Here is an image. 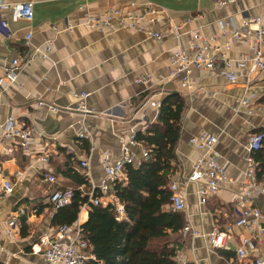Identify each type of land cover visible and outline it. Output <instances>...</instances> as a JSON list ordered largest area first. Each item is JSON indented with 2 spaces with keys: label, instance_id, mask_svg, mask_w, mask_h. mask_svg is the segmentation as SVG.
Listing matches in <instances>:
<instances>
[{
  "label": "crops",
  "instance_id": "1",
  "mask_svg": "<svg viewBox=\"0 0 264 264\" xmlns=\"http://www.w3.org/2000/svg\"><path fill=\"white\" fill-rule=\"evenodd\" d=\"M2 1L32 2L34 18L16 22L10 12H0V21L9 23L11 33L7 37L0 32V78L14 59L30 50L41 54L19 70L16 82L6 81L0 90V264H43L42 253H36L33 246L42 247V239L59 227L53 224L57 209L48 198L53 190L74 189L65 173L73 170L87 175L90 187L99 184L105 163L121 157L122 143L133 133H146L147 126L158 121L159 110L150 101L163 103L171 95H178L185 104L172 182L186 189L187 209L182 213L186 225L199 232L197 237L182 233L180 251L187 264H250L236 256L241 238L251 237L249 231L233 227L230 250L214 249L208 239L216 229L225 231L235 223V199L246 180L247 140L264 129V117L247 115L245 107L239 113L233 108L246 97L264 105V71L252 74L247 67L239 69L233 63L232 70L239 73L233 84L218 72L193 70L187 87L180 77H169V64L173 53L189 51L192 42L201 45V39L220 37L223 24L231 18L261 17L264 23V0H237L225 7L217 0ZM147 3L156 14L135 21V27H121L119 19L112 29L88 26L89 17L103 18L111 7L128 20L144 11ZM186 21L189 23L184 24ZM172 25L183 26L178 34L154 37ZM29 34L32 39L27 47ZM218 42L221 46L225 39ZM47 47L50 52L44 58ZM247 50L237 44L227 57L236 61ZM142 78L150 82L139 83ZM82 93L87 95L83 103L92 111L87 116L76 110ZM51 106L58 111L50 110ZM10 117L33 130L30 149L19 147L11 158L3 154L7 144L1 142ZM84 128L89 131L88 139L80 138ZM201 135L217 137L219 161L232 179L205 205L200 203L197 185L185 187L194 165L204 156L191 143ZM135 152L141 157V148ZM44 155L49 162L42 161ZM83 160L89 162V169L81 167ZM45 173L54 175L56 184L46 182ZM5 179L13 183V191L7 195L1 189ZM251 201L264 211V194L252 193ZM89 210H81L78 220L82 224L88 220ZM12 218L15 226L10 228ZM248 250L258 256L264 247L252 239ZM225 252L235 257H227Z\"/></svg>",
  "mask_w": 264,
  "mask_h": 264
},
{
  "label": "built area",
  "instance_id": "2",
  "mask_svg": "<svg viewBox=\"0 0 264 264\" xmlns=\"http://www.w3.org/2000/svg\"><path fill=\"white\" fill-rule=\"evenodd\" d=\"M220 7H225L235 3L237 0H217ZM148 7L141 11L139 15H132L128 20L122 19L120 10L114 7L109 8L106 15L101 17L91 16L88 18V26L93 29L114 28L116 19H119L121 27H135V21L143 20L147 15H155L156 9L151 3H147ZM10 12L13 21H32L34 18V5L32 2L7 4L0 0V12ZM189 23L186 21L184 24ZM183 24V25H184ZM183 25H172L162 33H155L154 37L161 39L170 34H178ZM0 32L10 37L9 23L0 21ZM224 38L225 43L219 45L218 39ZM32 34L26 37L25 45L29 47ZM201 45L195 42L191 43L189 51L179 49L170 57L169 77H180L183 85L190 87L191 73L193 70L207 71L210 73L218 72L230 83H237L239 73L232 70L233 63H236L239 69L247 67L249 73H257L264 71V23L261 17H245L231 18L222 26L221 36L208 40H200ZM243 44L247 47V53H241L236 61L229 59L227 53L230 52L237 44ZM50 52L47 47L44 58ZM41 54L39 50H30L24 55L14 59L6 68L5 76L0 78V90L4 82L14 83L17 81L19 70L24 65H29ZM139 83H149L150 79L142 78ZM2 91H0V94ZM80 103L76 110L87 116L92 111L83 103L87 95L80 94ZM150 105L156 109H160L162 103L155 100L150 101ZM240 107L247 109V115H260L264 117V105H258L251 98H242L238 101V106L234 107L235 113H239ZM53 112L58 111L54 106L49 107ZM148 127V126H147ZM147 130V129H146ZM33 130L25 123L19 121L16 117L7 119L3 126V135L1 142L7 144L3 154L7 157H13L18 148L29 150L32 141ZM90 138L89 131L84 128L80 133L81 139ZM264 141V133L251 134L247 140V158L246 180L240 186V190L235 199V211L237 214L234 225H229L225 231L216 229L209 236V244L214 249L230 250L231 241L234 240L233 227L247 230L251 233V237L243 236L241 244L236 249V256L240 261H246L250 264H264V251L258 256H253L248 250L251 240H258L264 247V211L254 206L251 201L252 193L264 194V187L257 180V163L254 154L259 152ZM191 143L204 152L203 158L197 162L190 176L186 179L185 187L191 183L197 185L198 197L202 205L207 204L208 199L212 195L219 193L226 184L231 183L232 179L227 173L226 166L219 161V154L215 149L217 137L212 135H201L191 139ZM136 148H141V157L135 152ZM150 158V152L146 149L142 142L137 139L136 133L125 142L122 143V155L114 163H105L103 167V178L99 184L92 183L90 189L84 192L89 197V202L95 206L115 204L117 211L121 217H124V207L112 194V188L118 182L126 181L125 169L127 166H140L143 161ZM42 161L49 162L47 155H44ZM81 167L89 169V162L81 161ZM44 180L50 184H56L57 179L54 175L45 173ZM3 195H7L13 191V183L11 180L5 179L1 183ZM81 190L83 188H80ZM170 189L172 191L171 205L175 211L184 212L187 209L186 189L179 187L175 182H171ZM99 192L100 196H95V192ZM72 190H53L48 198L49 203L59 209L66 207L72 203ZM106 199V200H105ZM90 209L86 204L82 209ZM8 226H15V219L8 221ZM83 224L77 222L68 225H61L56 228L50 235L44 237L41 241L42 247L37 249V245L33 246L36 253H42L43 264H103L88 250V243L84 240ZM184 235H192L197 237L199 232L195 231L190 224L185 225ZM177 264H187L185 255L179 250L176 255Z\"/></svg>",
  "mask_w": 264,
  "mask_h": 264
},
{
  "label": "trees",
  "instance_id": "3",
  "mask_svg": "<svg viewBox=\"0 0 264 264\" xmlns=\"http://www.w3.org/2000/svg\"><path fill=\"white\" fill-rule=\"evenodd\" d=\"M184 109L181 97L169 96L159 109L158 121L148 125L146 133L137 134L150 158L138 167L127 166L126 181L116 183L111 191L123 205L124 217L115 204L95 206L89 202L80 189H90L87 175L73 170L65 173L74 186L72 203L56 210L53 224L77 222L82 207L88 204L89 217L82 226L84 240L103 264H177L186 219L172 208L170 185L178 166L176 147ZM256 133H264V129ZM254 157L258 183L264 186V141ZM224 254L235 257L234 253Z\"/></svg>",
  "mask_w": 264,
  "mask_h": 264
}]
</instances>
